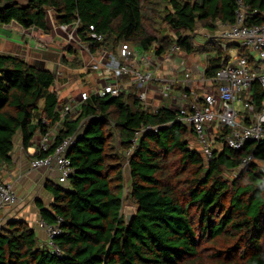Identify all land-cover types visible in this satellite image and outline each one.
Segmentation results:
<instances>
[{"label": "trees", "instance_id": "obj_1", "mask_svg": "<svg viewBox=\"0 0 264 264\" xmlns=\"http://www.w3.org/2000/svg\"><path fill=\"white\" fill-rule=\"evenodd\" d=\"M242 1L249 6L247 21L263 24L264 0ZM237 2L0 0V27L17 23L50 35L52 12L58 27L78 24V37L92 53L115 52L129 42L143 55L163 57L178 45L186 55H204L206 74L212 76L231 56L211 40L194 47L197 29L214 32L218 22L234 23ZM100 35L104 42L96 40ZM239 55L253 62L247 49ZM61 63L83 67L71 47H65ZM56 81L43 65L0 54V167L11 162L18 134L27 150L37 134L59 122ZM253 100L261 110L260 85ZM63 127L57 144L76 135L68 150L74 173L69 187L47 183L49 209L37 203L42 220L60 229L54 239L60 254L40 246L35 230L16 220L0 230V264H186L206 250L204 245L213 247L218 264H264V173L257 161L241 168L252 152L264 162V142H248L241 151L222 146L207 162L191 148L195 131L178 121L176 111L165 106L154 112L128 94L91 98ZM227 134L222 132L219 141ZM126 164L136 205L129 227L123 213ZM230 173L235 176L228 178Z\"/></svg>", "mask_w": 264, "mask_h": 264}, {"label": "built area", "instance_id": "obj_2", "mask_svg": "<svg viewBox=\"0 0 264 264\" xmlns=\"http://www.w3.org/2000/svg\"><path fill=\"white\" fill-rule=\"evenodd\" d=\"M237 4L236 21L218 22L217 30L211 36V41L218 43L231 56L230 62L212 76H207L204 65H189L182 57L184 52L178 45L163 57L146 53L136 64L137 52L132 50L131 43L126 42L117 48L125 61H120L116 50L106 54L107 61L104 63V52L107 53L108 49L102 48L92 53L90 47L82 44L78 37V24L59 27L67 41L66 47L75 44L81 46L82 73L95 74L97 83L92 89L80 91L76 99L65 101L58 107L59 122L33 143L30 171L45 170L56 179V183H69L74 168L68 150L74 144L76 135L57 144V137L64 129V121L78 118L85 103L93 97L113 98L122 94L137 96L147 109L155 112L162 106L155 107V97L149 98L151 87H155L157 99L169 100V108L178 113V121L194 129L199 151L207 162L211 160L214 151L219 150L216 144L220 142V135L225 130H228V134L224 142H221V147L241 151L248 142H264V101L262 109L258 110L253 100L255 85H260L264 90V23L250 24L247 21L249 6L242 0H238ZM91 30L94 31V27ZM33 33V29L28 33L31 40L34 39ZM95 38L98 42L105 41L102 35ZM229 43H235L238 47L229 50ZM41 44L43 42L34 47L39 50ZM193 44L194 47L199 46L195 42ZM241 49L248 50L253 62L239 55ZM177 59L180 60L179 64L175 63ZM168 71L171 75L165 74ZM239 105L243 109H237ZM41 152L51 153L35 157ZM256 161L252 152L242 160L241 168ZM259 168L264 173V162L261 161ZM18 202L19 196L14 186L0 181V212L15 207ZM40 228L47 233V247L59 255L54 244L55 237L61 233L59 227L48 225L42 220Z\"/></svg>", "mask_w": 264, "mask_h": 264}, {"label": "crops", "instance_id": "obj_3", "mask_svg": "<svg viewBox=\"0 0 264 264\" xmlns=\"http://www.w3.org/2000/svg\"><path fill=\"white\" fill-rule=\"evenodd\" d=\"M51 15H53L52 12H49V19ZM57 29L58 31L56 32V28H54V30H52V33L50 35H46L37 29H33V30L37 38L39 40H42L43 42V44H41L40 49L39 50L36 49L37 52L35 54L36 56H38V58L36 59L39 61L41 60L43 63H45L43 66L46 69L52 71L53 73L57 71V68L59 70L58 75L59 74L60 75L59 76L57 75L58 76L57 83L55 85L56 87H54L58 95H59V91L63 90L64 88L65 89L70 88L71 90V88L74 86L78 85L79 87V89L77 90H71L66 99L60 100L59 97L60 105L58 107L60 108L65 103V101H69L70 99L72 100L76 99L80 91H84L88 87L93 88V86H95L97 83V78L95 74L82 73V68H80L79 70L72 69L60 64L61 57L64 52V42L63 39H61L63 37L61 35L63 34L62 31H60L59 27H57ZM30 32L31 29L30 30L23 29L17 23H12L10 25L0 27V54L14 55L22 58H24V56H22L23 54L29 56L27 50L30 48V44L28 45L26 44L28 43V36L26 35L27 33ZM208 43L209 41L199 44V46H204ZM80 47L73 46L75 51L79 52V54L82 57ZM106 54H111V51L107 50V53L104 52V63L107 61ZM183 55L186 56V60L189 65L199 62L196 61V58L199 57L198 55L195 54L186 55L185 53ZM49 56L51 57L54 56V57L46 58ZM165 74L171 75L169 71L165 72ZM87 82H90L91 84H88ZM85 86H87V88H85ZM154 88L155 87H151L150 90V93H154V97H155V98L153 97L154 102L155 103L160 102L162 107L165 106V101L167 99L163 101L157 99ZM39 138L40 135L37 134L32 142V145L27 150L23 148L22 142L19 138L17 142V146L15 147L14 152L12 154L11 162L8 164H4L0 167V181L4 183L12 184L15 187V190L17 191L19 196V202L15 207L7 208L3 212H0V230L5 228L6 225L11 221H16V220L24 221L35 230L38 239V244L40 246L47 247L48 237H47V233L44 230H42V228H40V223L42 221V218L40 215V208L38 207L37 203L38 202L42 203L45 209L50 208L52 204V196L49 194L48 191H46V186L47 183H49L50 181L56 183L55 182L56 179L53 176L51 177L50 174L45 170L37 171L33 175L32 173L26 175V171L29 169V165L33 157L32 155L34 154L33 143L37 142ZM194 139L196 140V144L199 149V143L196 138ZM216 145H217L216 149L220 150L222 148L221 142H217ZM28 172H31L30 169ZM38 188H45L44 189L45 195H40V198H37ZM31 196H33V202L27 203ZM26 197H28V199H26ZM20 202L22 203L20 204ZM25 203H27L28 205H26Z\"/></svg>", "mask_w": 264, "mask_h": 264}, {"label": "rangeland", "instance_id": "obj_4", "mask_svg": "<svg viewBox=\"0 0 264 264\" xmlns=\"http://www.w3.org/2000/svg\"><path fill=\"white\" fill-rule=\"evenodd\" d=\"M49 21H50L49 23H50V27L52 28V30H54V28H56V32H57L58 31V29H57L58 26L57 27L55 26L56 24H55V19H54L53 15L50 16ZM213 34H214V32H211V31L202 29L201 27H198L197 32H196V36L194 38V42L197 43V44H202L204 42L210 41L211 40V36ZM61 35L63 36L61 39H63L64 49H65L66 44H67V41L65 39V36L63 34H61ZM26 36H28V43H26V44L27 45L30 44V48L27 50V53H28L29 56H27L25 54H23L22 56H24V59L27 60L29 63H31L33 65H36V66L44 65L45 63H43L41 60L39 61V60L36 59V58H38V56H36V54H35L37 51H36V48L34 47L35 45L40 44L42 42V40H39L37 38V36H36L35 33H33V36H34V39L33 40H31V38H29L28 33H27ZM23 41H25V40H23ZM74 46H78V44H75ZM71 48H73V47H71ZM131 48H132V50L134 52H137V55L138 56L135 59V63L137 64L138 63V60H140L141 59V56L143 55V51L140 48H138L136 45H134V44H131ZM116 54H117L118 58L120 59V61H125L124 59H122L120 57V51H119V49L116 51ZM198 56L199 57L196 58V61L197 62L199 61L200 63L198 62L197 64H199L200 66H203L204 64H202V63H203V61L205 59V56L204 55H198ZM53 57L54 56H52V57L49 56V57H46V58H53ZM182 57L184 59H186V56L185 55H183ZM175 63L179 64L180 63V60L177 59L175 61ZM60 64L63 65L61 62H60ZM63 66H65V65H63ZM58 71L59 70L57 68V71L54 73L55 76L58 75V73H59ZM58 76H57V78H58ZM74 82H75V80H74ZM87 83L88 84H91L90 82H87ZM85 88H87V86H85ZM77 89H79L78 85L71 88V90H77ZM89 89H90V87H88L86 90H89ZM71 90H70V88H67V89L64 88L63 90L59 91L60 100L66 99L68 97L69 92ZM153 97H154V93H150L149 94V98L152 99ZM43 105H44V102L42 101L41 107ZM160 106H161L160 102H156L155 103V107H160ZM165 106H170V103H169V100L168 99L165 101ZM237 109H243V106H240L239 105V106H237ZM17 138L18 139L20 138V134H18V137ZM117 140H119L118 135H117ZM190 141H191V143H190L191 144V148L196 149L197 151H199L200 150V147L198 149L197 144H196V140L194 138H191ZM17 142L18 141L15 142V147L17 146ZM117 142H119V141H117ZM258 163L260 165L261 161H258ZM29 169H30V166H29ZM29 169L26 171V175L31 174V173L33 175L35 172H37V171H35V172H28ZM125 175H126V178H127V183H126L125 189H124V211H123V213H125V210L127 208H133L134 210L136 208V205L132 202V200L130 198V192H129V188H130V175H129V167L127 166V164L125 166ZM234 176H235V173H233V174L230 173V174L227 175L228 178H233ZM62 186L69 187V184L68 183L67 184H64V185L62 184ZM44 189L45 188H38L37 189V198H40V195H45ZM26 199H28V197H26ZM25 202H26V200H25ZM32 202H33V196H31L29 198V201L27 203H32ZM21 203L22 202H20V204ZM27 203H25V204L28 205ZM6 214H7V212H6ZM8 224L6 225V227L8 226ZM36 237H37V235H36ZM203 248H206V250L203 253H201V255L198 258L189 259V261L186 264H218V262H217L216 259L215 260L212 259V257L214 256V253H215L214 251L215 250L210 249V248H213V247L211 245H204ZM49 250L51 251L52 249L49 248Z\"/></svg>", "mask_w": 264, "mask_h": 264}, {"label": "water", "instance_id": "obj_5", "mask_svg": "<svg viewBox=\"0 0 264 264\" xmlns=\"http://www.w3.org/2000/svg\"><path fill=\"white\" fill-rule=\"evenodd\" d=\"M125 222L126 225L129 227L131 226L135 216H136V210H134L133 208H127L125 210Z\"/></svg>", "mask_w": 264, "mask_h": 264}]
</instances>
